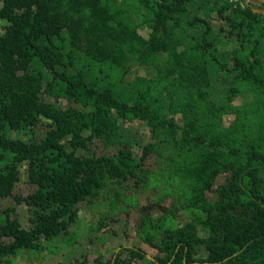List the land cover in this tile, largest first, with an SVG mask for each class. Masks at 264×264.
<instances>
[{
  "label": "trees",
  "instance_id": "1",
  "mask_svg": "<svg viewBox=\"0 0 264 264\" xmlns=\"http://www.w3.org/2000/svg\"><path fill=\"white\" fill-rule=\"evenodd\" d=\"M0 200L13 196L25 169L35 187L15 196L30 213L24 229L13 208L0 210V264L39 254L68 235L83 202L128 216L141 197L137 237L156 254L148 264H264V26L239 17L228 0H1ZM194 10V13L191 12ZM228 24V54L208 20ZM147 31L143 37L139 29ZM144 74L140 75L137 70ZM222 83L221 100L213 98ZM45 93L75 106L59 108ZM243 99L240 106L232 105ZM233 114L225 127L223 117ZM48 129L39 140L12 132ZM140 120L151 142L86 156L89 143L114 144L118 121ZM154 156L147 167L145 158ZM227 174L208 200L216 179ZM131 184L124 192L123 185ZM202 248L205 257H197ZM146 259L136 247L111 264Z\"/></svg>",
  "mask_w": 264,
  "mask_h": 264
},
{
  "label": "rangeland",
  "instance_id": "2",
  "mask_svg": "<svg viewBox=\"0 0 264 264\" xmlns=\"http://www.w3.org/2000/svg\"><path fill=\"white\" fill-rule=\"evenodd\" d=\"M232 4V10L225 15H233L238 13L239 17L256 15L261 19L264 26V0H228ZM198 2V0H196ZM0 0V8H1ZM194 13V10L191 12ZM198 15L208 20L214 33L218 36V50L224 54H228L230 48L221 42L226 41L228 36V24L214 14L206 16L203 10L198 11ZM5 22H0V33L3 32ZM141 36L146 37L147 31L143 28L139 29ZM264 46V40H262ZM140 75L144 74L141 69L137 70ZM223 96L222 83L218 82L214 85L213 98L221 100ZM42 98L56 107L67 108L75 106L64 99H54L43 93ZM243 99L237 98L232 105L240 106ZM234 115L226 114L223 117L225 127L233 124ZM48 122L40 119L36 127L32 130H23L12 132L11 136L23 141L39 140L48 129ZM118 137L114 144H107L101 140H92L83 152L86 156H103L115 155L119 151L130 150L136 159H140L143 155V149L150 142V131L146 124L140 120L118 121ZM4 154L0 151V168L5 164ZM145 165L152 167L154 165V156L149 155L145 158ZM228 177L227 174L220 175L211 191L206 193V197L210 201L216 199V189ZM124 192L131 190V184L123 185ZM35 187L32 186L25 174V169L21 170V179L16 184L13 196L0 200V210L13 208L12 217L17 218L21 227L29 229L30 213L27 206L18 202L14 197H26L34 192ZM146 212L157 214V209L150 207L144 197L140 198L138 209L131 210L128 216L115 217V220L107 219L103 226L99 227V220L103 215H107V206L100 207L99 202L93 204L83 202L78 205L77 217L78 223L71 224L68 228V235H62L57 239L46 242V249L39 254H30L28 252L19 253L13 260L12 264H111V260L116 253H121L126 247H136L146 253V259L141 262H133L131 264H148V260L153 258L156 252L143 243L137 237L138 226L141 218ZM197 257H205L202 248L198 250Z\"/></svg>",
  "mask_w": 264,
  "mask_h": 264
}]
</instances>
